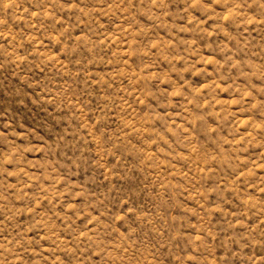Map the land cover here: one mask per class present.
<instances>
[{"label": "rangeland", "instance_id": "1", "mask_svg": "<svg viewBox=\"0 0 264 264\" xmlns=\"http://www.w3.org/2000/svg\"><path fill=\"white\" fill-rule=\"evenodd\" d=\"M185 9L0 0V256L264 264V4L243 23Z\"/></svg>", "mask_w": 264, "mask_h": 264}, {"label": "clouds", "instance_id": "2", "mask_svg": "<svg viewBox=\"0 0 264 264\" xmlns=\"http://www.w3.org/2000/svg\"><path fill=\"white\" fill-rule=\"evenodd\" d=\"M260 3L264 4V0H260ZM249 0H185L186 5V11H191L194 8L202 9L208 17H216L221 23H226L228 20H234L239 18L241 22L243 23L244 19L248 18L246 16V9L248 7ZM196 29L203 31V29L200 28L199 22H194ZM183 60L184 67L178 68V71L181 72H192L193 75L197 72L204 71L205 68L203 65L207 63V58L204 60H197L195 63L192 62V60L189 59H183V57L180 58ZM179 63V61H177ZM176 65L174 64V67ZM174 80V75H173ZM175 82V81H174ZM178 83V82H177ZM219 83V81L214 82ZM187 89V91H186ZM172 89H169V92H171ZM178 91L185 96V99L187 100L188 105L191 106L196 105L201 110H213L218 111L219 107L215 104L214 99L212 98V93L208 90L200 89H190L187 88V84H179ZM207 100V103H204V101ZM199 103L197 104V102ZM186 119L191 120V110L185 114ZM14 155V153H9L8 158L10 159L11 156ZM39 154H37V157ZM5 163L7 160L4 161ZM9 253H12V249H7ZM103 252V257L106 261L111 264L112 261L120 260L121 256H118L116 254V250L114 248H104L101 249ZM99 254V253H98ZM13 255H15L13 253ZM7 259V264H17V261L15 259H9L4 256H0V260ZM58 264V262H57ZM251 264H262V258L253 257Z\"/></svg>", "mask_w": 264, "mask_h": 264}]
</instances>
